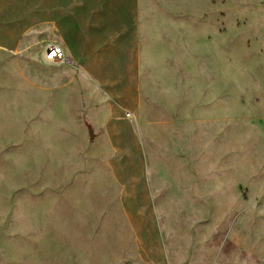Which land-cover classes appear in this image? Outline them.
Returning <instances> with one entry per match:
<instances>
[{
    "label": "rangeland",
    "instance_id": "1",
    "mask_svg": "<svg viewBox=\"0 0 264 264\" xmlns=\"http://www.w3.org/2000/svg\"><path fill=\"white\" fill-rule=\"evenodd\" d=\"M136 10L138 98L0 50V264H264V0Z\"/></svg>",
    "mask_w": 264,
    "mask_h": 264
},
{
    "label": "crops",
    "instance_id": "2",
    "mask_svg": "<svg viewBox=\"0 0 264 264\" xmlns=\"http://www.w3.org/2000/svg\"><path fill=\"white\" fill-rule=\"evenodd\" d=\"M138 4L139 0H0V50L12 54V63L17 62L20 67L24 64L29 72L27 77H31L28 80L44 89L53 74L34 77L35 69L30 64L33 61L46 63L45 46L59 43L70 60L62 71L67 73V67L70 76L51 89L74 84L73 94H80L86 91L78 87L81 84L87 85L88 80L102 81L111 95L125 96L137 89L138 98L146 40L141 29L143 17L136 10ZM119 67L125 68L122 81L117 72ZM51 85L48 84L49 88ZM87 90H91L90 87ZM112 126L109 124L108 130H112ZM87 128L91 131L90 126ZM154 207L156 209L155 201ZM135 238L136 250L140 251L137 235ZM69 249L71 261L76 249L74 246ZM172 258L168 253L169 264Z\"/></svg>",
    "mask_w": 264,
    "mask_h": 264
},
{
    "label": "built area",
    "instance_id": "3",
    "mask_svg": "<svg viewBox=\"0 0 264 264\" xmlns=\"http://www.w3.org/2000/svg\"><path fill=\"white\" fill-rule=\"evenodd\" d=\"M44 59L47 63L61 65L70 63L63 46L59 43H48L43 51ZM122 264H132L130 261H125Z\"/></svg>",
    "mask_w": 264,
    "mask_h": 264
}]
</instances>
